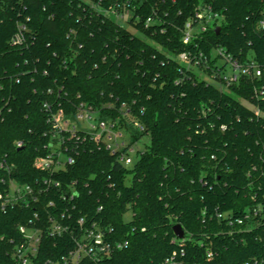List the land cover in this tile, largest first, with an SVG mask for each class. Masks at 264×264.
Here are the masks:
<instances>
[{
    "label": "trees",
    "instance_id": "obj_1",
    "mask_svg": "<svg viewBox=\"0 0 264 264\" xmlns=\"http://www.w3.org/2000/svg\"><path fill=\"white\" fill-rule=\"evenodd\" d=\"M198 5L222 21L185 45ZM113 7L132 12L126 23L136 34L105 14ZM262 16L264 0H0V194L10 181L33 191L17 203L0 200V264H18L21 226L41 231L33 264H60L82 232L80 219L128 242L97 264H164L173 252L183 264L264 262V219L231 233L215 217L264 204V101L252 99L245 81L223 91L202 78L211 74L204 66L197 74L178 61L202 54L211 67L212 50L222 48L264 66ZM19 30L23 42L14 44ZM45 103L72 120L84 103L100 119L118 120L130 144L149 136V145L125 167L91 140L72 139L62 151L73 165L40 169L36 159L56 142ZM53 223L67 231L51 236Z\"/></svg>",
    "mask_w": 264,
    "mask_h": 264
},
{
    "label": "built area",
    "instance_id": "obj_2",
    "mask_svg": "<svg viewBox=\"0 0 264 264\" xmlns=\"http://www.w3.org/2000/svg\"><path fill=\"white\" fill-rule=\"evenodd\" d=\"M128 3V2H127ZM109 17L115 16L114 20L125 21L129 20L132 16V12L129 9L117 10L116 8H109L105 12ZM153 19L149 17L144 22V27L147 28ZM222 21V17L218 14H214L209 7H202L198 5L195 9L194 19L188 21L185 24L183 30L182 42L183 44H189L194 35L204 33L208 28H213L214 25H219ZM258 27L264 31V16L259 20ZM22 32L16 34L13 39L14 44H20L23 42ZM215 53V57L212 56ZM216 58L224 61V65H228L231 68L230 75H224V67L218 68L216 63L211 67L209 65L210 59L202 54L191 56L188 53H181L178 56V61L185 67L186 70L193 69L196 66H204L209 70L211 74L205 76L211 80L220 90H227L232 85H237L241 81H245L246 85L251 87L252 99L257 101H264V66L258 61L252 58L245 59L244 61H238L229 54H227L222 48H216L211 52V59ZM216 60V61H217ZM215 61V62H216ZM217 76L218 80L215 78ZM248 104V103H247ZM256 115L260 114V108L257 105L248 104L247 106ZM43 108L48 114V122L51 125V137L56 139L55 144L51 143L50 154L44 158H38L35 161L36 167L43 170H58L67 166H71L75 162L73 155L67 153L65 146L62 151V146L66 144V141L75 139L77 140H91L97 145L104 147L111 155L117 157V161L128 167L134 163L131 155H137L139 150H136L135 146L138 142L130 144V135L127 130L119 125L118 120H102L99 118V113L94 111L91 106H87L84 103H78L76 107L75 118L72 120L69 115L64 111L61 105H57L54 108L45 103ZM126 116V115H125ZM132 127L138 132H142V128L137 121L132 122ZM225 130L224 127L221 128ZM17 147H21L22 143L17 142ZM64 156V159L61 157ZM136 161V160H135ZM46 183V182H45ZM57 187L58 183H54ZM33 195L32 188L29 186H19L17 183L10 181L8 192L5 195L0 194V200L3 201V205L6 203H17L21 200H26L27 196ZM75 194L66 196V199L70 200ZM264 196V195H262ZM217 219L222 220L228 231H238L243 229V225L247 224L246 229H251L254 222L257 224L264 219V204L257 203L253 208H247L244 211L242 217H234L231 212L216 213ZM82 232L80 236L74 241V248L68 251V253L60 258V264H81L85 260L91 264H97L104 259H108L115 250H121L128 246L127 241H111L110 236L111 229L101 227L96 223H92L90 226L85 227L84 221L80 219L78 221ZM50 235H61L66 232V227L60 224L53 223L50 227ZM19 233L22 236V242L16 246L14 251V257L18 264H33L38 246L41 241V231L32 227H19ZM179 246L184 244V238L178 239ZM200 247L204 244L199 242ZM211 252H207L208 258L211 257ZM183 253L180 254L182 258ZM181 258L178 257L176 252H173L168 258L165 259L164 264H183ZM252 264H264V262H254Z\"/></svg>",
    "mask_w": 264,
    "mask_h": 264
},
{
    "label": "rangeland",
    "instance_id": "obj_3",
    "mask_svg": "<svg viewBox=\"0 0 264 264\" xmlns=\"http://www.w3.org/2000/svg\"><path fill=\"white\" fill-rule=\"evenodd\" d=\"M109 17L111 18V19H113L114 20V17L113 16H110L109 15ZM117 23H119L121 26H123V27H126L129 31H131L132 33H134V34H136V32H135V30L129 25V24H127L125 21H121V20H117ZM220 24V23H219ZM138 34V33H137ZM138 35H140V34H138ZM215 53H212V56L213 57H215ZM216 66L218 67V68H221V67H223V66H225L224 67V75H230V73H231V68L228 66V65H224V61H222V60H220V59H218L216 62ZM197 74H199L198 73V71L196 70V69H193ZM202 78L205 80V81H207V82H209V83H211V84H214L211 80H209V79H207L205 76H202ZM243 103V102H242ZM149 142H150V139H149V136H143V137H141L140 138V140L138 141V143L136 144V146H135V148H136V150H139V151H141V150H143V148L145 147V146H148L149 145ZM131 157H132V159L134 160V162H135V155L134 154H132L131 155ZM38 159V158H37ZM36 159V160H37ZM61 159H64V156H62L61 157ZM131 166V165H130ZM131 212L129 211V212H127L126 213V215L124 216V221H126V222H128L130 219H131Z\"/></svg>",
    "mask_w": 264,
    "mask_h": 264
},
{
    "label": "water",
    "instance_id": "obj_4",
    "mask_svg": "<svg viewBox=\"0 0 264 264\" xmlns=\"http://www.w3.org/2000/svg\"><path fill=\"white\" fill-rule=\"evenodd\" d=\"M219 28H215V32L218 34L219 33ZM173 233L175 235L176 238L178 239H182L184 236L183 230L181 229L180 225H176L173 227Z\"/></svg>",
    "mask_w": 264,
    "mask_h": 264
}]
</instances>
